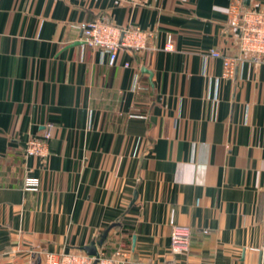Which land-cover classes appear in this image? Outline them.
Here are the masks:
<instances>
[{
    "label": "crops",
    "instance_id": "1",
    "mask_svg": "<svg viewBox=\"0 0 264 264\" xmlns=\"http://www.w3.org/2000/svg\"><path fill=\"white\" fill-rule=\"evenodd\" d=\"M232 1L0 0V264L90 244L131 264H260L264 60L221 79L208 56L238 55ZM99 17L151 32L148 48L107 66L81 41ZM46 124V160L26 156Z\"/></svg>",
    "mask_w": 264,
    "mask_h": 264
},
{
    "label": "built area",
    "instance_id": "2",
    "mask_svg": "<svg viewBox=\"0 0 264 264\" xmlns=\"http://www.w3.org/2000/svg\"><path fill=\"white\" fill-rule=\"evenodd\" d=\"M132 6L142 5L144 0H120ZM227 25L235 31L238 48L237 56H227L216 49H210L208 56L220 59L222 62L221 79L229 78L234 67L242 60L249 59L255 64L264 60V12L241 6L238 1H232L226 11ZM153 35L137 26H116L105 17L95 18L81 26L82 45L99 50L106 56V64L112 67L121 50L142 52L147 49ZM167 49L172 45L167 43ZM127 67L128 64H125ZM52 124H46L43 132L37 138L26 141L24 154L39 158L42 161L48 156L47 142L52 135ZM191 232L188 227L174 226L170 235V248L175 252L187 253L190 247ZM263 250H264V221H263ZM46 264H131L129 251L116 248L111 254L103 251L96 256L84 252H68L59 255L47 254ZM260 264H264V255Z\"/></svg>",
    "mask_w": 264,
    "mask_h": 264
},
{
    "label": "water",
    "instance_id": "3",
    "mask_svg": "<svg viewBox=\"0 0 264 264\" xmlns=\"http://www.w3.org/2000/svg\"><path fill=\"white\" fill-rule=\"evenodd\" d=\"M104 235H106V233H105ZM104 237H105V236H104ZM102 241H103V238H102V240L99 242V245H101ZM82 250H83L87 255H89V256H93V257H94V256L97 255V252H96L95 247H94L93 244H90V245H88V246L83 247Z\"/></svg>",
    "mask_w": 264,
    "mask_h": 264
}]
</instances>
